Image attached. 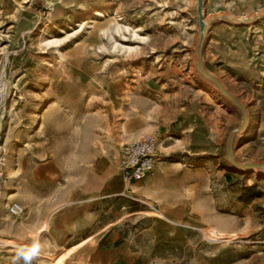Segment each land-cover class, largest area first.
Instances as JSON below:
<instances>
[{"label": "rangeland", "instance_id": "obj_1", "mask_svg": "<svg viewBox=\"0 0 264 264\" xmlns=\"http://www.w3.org/2000/svg\"><path fill=\"white\" fill-rule=\"evenodd\" d=\"M203 1L233 158L264 164V0ZM198 38L196 0H0V264H264V170L191 154L241 120ZM146 134L165 158L128 184Z\"/></svg>", "mask_w": 264, "mask_h": 264}, {"label": "built area", "instance_id": "obj_2", "mask_svg": "<svg viewBox=\"0 0 264 264\" xmlns=\"http://www.w3.org/2000/svg\"><path fill=\"white\" fill-rule=\"evenodd\" d=\"M159 142L153 134L120 146L116 157V167L122 180L128 184L139 182L153 175ZM8 212L13 217H20L24 208L18 203H12Z\"/></svg>", "mask_w": 264, "mask_h": 264}, {"label": "water", "instance_id": "obj_3", "mask_svg": "<svg viewBox=\"0 0 264 264\" xmlns=\"http://www.w3.org/2000/svg\"><path fill=\"white\" fill-rule=\"evenodd\" d=\"M202 5H203V1L197 0L196 12L198 15V25H199L200 30L206 32L208 26L203 22V15L201 13ZM202 49H203L202 41H200L197 46V62L195 64V67L205 79L214 83L219 89V91L221 92V94L228 97V99L240 111L241 116H242V125L237 130H242L243 127L247 124V120H248V115H247L245 106L242 103H240L234 96H232L227 90H225L217 78L212 77L210 74H208V72H206L203 62H202ZM235 132L236 130L231 131L228 142H227L226 155H227L228 162L232 164L233 166H235L236 168H240L242 170H250L254 168L264 170L263 163H239L233 158V143L235 139Z\"/></svg>", "mask_w": 264, "mask_h": 264}, {"label": "bare ground", "instance_id": "obj_4", "mask_svg": "<svg viewBox=\"0 0 264 264\" xmlns=\"http://www.w3.org/2000/svg\"><path fill=\"white\" fill-rule=\"evenodd\" d=\"M203 1V0H202ZM203 4H204V1H203ZM196 6H197V0H196ZM203 5H202V8H201V13H202V15H203V22L208 26V28H207V31L206 32H204V31H202V30H200V28H199V38H198V42H197V46H198V44H199V42L200 41H202V47H203V45H204V42H205V39H206V37H207V35H208V32H209V27H210V19H208L207 20V22H206V20H205V14H204V11H203ZM258 16H260V15H256L255 17H250V18H248V19H232L233 21L234 20H239V21H241V22H244L245 20H250V22L252 21V20H254V19H256V18H258ZM197 17H198V15H197ZM219 18H225V19H231V18H229L228 16H219ZM249 22V23H250ZM197 46H196V60H195V63L197 62ZM202 62H203V57H202ZM195 69H196V67H195ZM197 70V69H196ZM197 72H198V74L200 75V76H202L201 74H200V72L197 70ZM207 72V71H206ZM208 74H210L209 72H208ZM212 77H214V78H216L215 76H213L212 74H210ZM203 77V76H202ZM204 78V77H203ZM205 79V78H204ZM218 79V78H217ZM206 81H208V82H210V83H212L211 81H209V80H207V79H205ZM219 80V79H218ZM220 81V80H219ZM221 83V82H220ZM215 87H216V89L219 91V89L217 88V86L214 84V83H212ZM222 84V83H221ZM223 86V85H222ZM224 87V86H223ZM224 89H225V87H224ZM226 90V89H225ZM228 91V90H227ZM229 92V91H228ZM219 93L221 94V92L219 91ZM230 93V92H229ZM231 94V93H230ZM222 95V94H221ZM232 95V94H231ZM224 98H226L230 103H232L229 99H228V97H226V96H224V95H222ZM233 96V95H232ZM236 98V97H235ZM237 99V98H236ZM238 100V99H237ZM239 101V100H238ZM240 102V101H239ZM241 103V102H240ZM233 104V103H232ZM243 104V103H242ZM234 105V104H233ZM244 105V104H243ZM245 106V105H244ZM234 107H236L235 105H234ZM245 109H246V106H245ZM246 112H247V110H246ZM247 115H248V113H247ZM248 122H249V117H248V120H247V124L243 127V129L242 130H237L239 127H241V125H242V116H241V120H240V123H239V125L236 127V128H234V129H232V130H236V132H235V138H236V136L239 134V133H241L243 130H245V128L248 126ZM231 130V131H232ZM231 133V132H230ZM230 135V134H229ZM232 165V164H231ZM233 166V165H232ZM254 169H258V168H254ZM48 225V224H47Z\"/></svg>", "mask_w": 264, "mask_h": 264}, {"label": "crops", "instance_id": "obj_5", "mask_svg": "<svg viewBox=\"0 0 264 264\" xmlns=\"http://www.w3.org/2000/svg\"><path fill=\"white\" fill-rule=\"evenodd\" d=\"M156 137V136H155ZM156 139L158 140V138L156 137ZM159 142V141H158ZM227 149V147H226ZM226 149H224V153L223 154H220V151L218 149H216V153H211V151H193L191 154H194V155H197V154H214L216 155V159L218 161L219 164H221V167H223L225 170L224 172H229L231 173V170H230V167L228 166L229 162L227 160V155H226ZM165 158V154L163 153V151L160 150V144H159V150H158V155H157V158H156V163H155V169H154V173L155 171L157 170L159 164L163 161L162 159ZM153 173V175H154ZM120 175V174H119ZM151 175V176H153ZM149 176V177H151ZM121 177V176H120ZM147 177V178H149ZM146 178V179H147ZM122 179V178H121ZM145 180V179H144ZM143 181V180H142ZM136 183V182H134ZM133 184V183H132Z\"/></svg>", "mask_w": 264, "mask_h": 264}, {"label": "trees", "instance_id": "obj_6", "mask_svg": "<svg viewBox=\"0 0 264 264\" xmlns=\"http://www.w3.org/2000/svg\"><path fill=\"white\" fill-rule=\"evenodd\" d=\"M229 176H230V173L229 172H226L225 173V177L229 179Z\"/></svg>", "mask_w": 264, "mask_h": 264}]
</instances>
